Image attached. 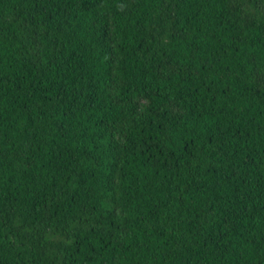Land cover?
Returning <instances> with one entry per match:
<instances>
[{
	"label": "trees",
	"instance_id": "obj_1",
	"mask_svg": "<svg viewBox=\"0 0 264 264\" xmlns=\"http://www.w3.org/2000/svg\"><path fill=\"white\" fill-rule=\"evenodd\" d=\"M0 264H264V0H0Z\"/></svg>",
	"mask_w": 264,
	"mask_h": 264
}]
</instances>
